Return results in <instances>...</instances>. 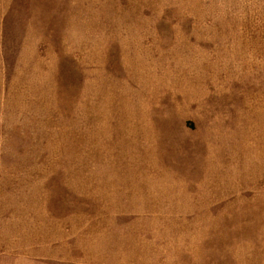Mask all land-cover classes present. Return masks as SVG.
Masks as SVG:
<instances>
[{
	"label": "rangeland",
	"instance_id": "obj_1",
	"mask_svg": "<svg viewBox=\"0 0 264 264\" xmlns=\"http://www.w3.org/2000/svg\"><path fill=\"white\" fill-rule=\"evenodd\" d=\"M0 264H264V0H0Z\"/></svg>",
	"mask_w": 264,
	"mask_h": 264
}]
</instances>
